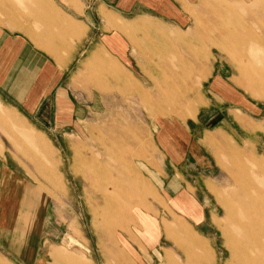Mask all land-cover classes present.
Segmentation results:
<instances>
[{
    "label": "rangeland",
    "instance_id": "374dc122",
    "mask_svg": "<svg viewBox=\"0 0 264 264\" xmlns=\"http://www.w3.org/2000/svg\"><path fill=\"white\" fill-rule=\"evenodd\" d=\"M194 7L178 28L119 22L121 51L104 48L102 72L88 56L74 65L73 93L90 99L73 102L77 128L56 138L30 129L54 157L14 129L18 166L46 210L0 239V264H264V0ZM172 72L195 84L194 116L157 104ZM165 123L194 136L182 174L203 204L197 225L163 195L170 168L153 135Z\"/></svg>",
    "mask_w": 264,
    "mask_h": 264
},
{
    "label": "crops",
    "instance_id": "0c3cea01",
    "mask_svg": "<svg viewBox=\"0 0 264 264\" xmlns=\"http://www.w3.org/2000/svg\"><path fill=\"white\" fill-rule=\"evenodd\" d=\"M194 1L0 0V239L25 231L27 213L42 221L46 210L29 175L18 166V153L12 146L14 129L36 143L37 153L54 157L32 132L63 137L79 125V108L73 102L90 99H77L73 93L77 89L74 65L88 56L98 63L97 73L98 69L102 72L104 48L115 54L121 51L122 32L115 25L121 22L131 29L150 21L182 27L187 23L186 13L192 18L198 11L188 8ZM133 32L127 38L129 50L131 39L139 38ZM136 32L144 33V29ZM215 92L229 91L218 88ZM153 137L170 168L162 181L163 195L170 199L174 212L197 225L204 216L203 204L182 174L196 148L194 136L187 125L165 123L156 126ZM12 243L22 246L18 240L11 242V248Z\"/></svg>",
    "mask_w": 264,
    "mask_h": 264
},
{
    "label": "bare ground",
    "instance_id": "6f19581e",
    "mask_svg": "<svg viewBox=\"0 0 264 264\" xmlns=\"http://www.w3.org/2000/svg\"><path fill=\"white\" fill-rule=\"evenodd\" d=\"M249 50L250 55L253 56L255 51L251 49ZM196 74L198 73L196 72ZM189 79V77H184L180 74L178 75L172 72L171 78L167 80V82L172 85L170 86L171 88H168V93L167 90H162L163 86H156L155 88V90L157 91L156 96L161 98L160 102L157 104L166 105L167 107H174L176 108V110L179 108L181 112L180 115L185 114L188 116H194L197 107L200 105V100H198V98L195 99V97L197 96L195 95L197 90L195 89V84L192 86H188ZM182 100H184V102L181 104ZM261 168H259V170H261ZM240 222L242 226L247 224V216H241ZM239 241L243 246L245 245L243 244L245 240L242 236H240Z\"/></svg>",
    "mask_w": 264,
    "mask_h": 264
}]
</instances>
